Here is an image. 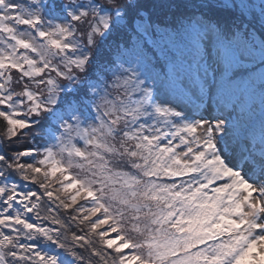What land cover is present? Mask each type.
Masks as SVG:
<instances>
[{
    "label": "snow or ice",
    "instance_id": "6c2138e0",
    "mask_svg": "<svg viewBox=\"0 0 264 264\" xmlns=\"http://www.w3.org/2000/svg\"><path fill=\"white\" fill-rule=\"evenodd\" d=\"M0 264H264V0H0Z\"/></svg>",
    "mask_w": 264,
    "mask_h": 264
}]
</instances>
